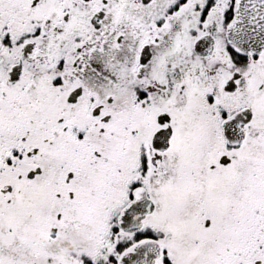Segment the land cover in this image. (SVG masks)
<instances>
[{
    "label": "snow or ice",
    "instance_id": "snow-or-ice-1",
    "mask_svg": "<svg viewBox=\"0 0 264 264\" xmlns=\"http://www.w3.org/2000/svg\"><path fill=\"white\" fill-rule=\"evenodd\" d=\"M0 264H264V0H0Z\"/></svg>",
    "mask_w": 264,
    "mask_h": 264
}]
</instances>
